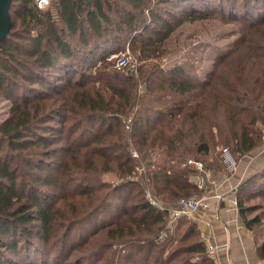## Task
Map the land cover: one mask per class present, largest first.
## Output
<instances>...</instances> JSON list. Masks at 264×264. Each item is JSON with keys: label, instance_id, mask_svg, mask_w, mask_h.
<instances>
[{"label": "trees", "instance_id": "obj_1", "mask_svg": "<svg viewBox=\"0 0 264 264\" xmlns=\"http://www.w3.org/2000/svg\"><path fill=\"white\" fill-rule=\"evenodd\" d=\"M239 1L51 0L42 10L13 0L0 43V97L11 102L0 124V264H39L31 252L49 251L59 233L57 257L100 243L76 264L97 263L111 248V264H216L196 221L173 223L146 193L166 207L202 195L190 155L224 145L240 158L263 143L264 0ZM218 12L240 25L215 70L203 79L187 64L165 68L182 49L175 33ZM127 48L145 61L137 73L108 59ZM107 173L124 183H103ZM246 187L264 196V170L236 190L244 225L262 234ZM89 223L91 235L77 237ZM258 252L264 260V242Z\"/></svg>", "mask_w": 264, "mask_h": 264}, {"label": "rangeland", "instance_id": "obj_2", "mask_svg": "<svg viewBox=\"0 0 264 264\" xmlns=\"http://www.w3.org/2000/svg\"><path fill=\"white\" fill-rule=\"evenodd\" d=\"M243 2L242 0L239 1ZM219 6V5H217ZM239 8H241V5H238ZM170 8V7H168ZM172 11L173 9L170 8ZM175 12V10L173 11ZM238 23L234 24L228 21V18L224 19L221 18V14L219 12L214 15V20H206L202 19L201 21L186 24L182 28H180L174 35V37L179 41V44L181 46V50L172 56L165 57L163 66L165 68L171 67L175 64H187V68H190L192 72L195 74H201V77L205 79L207 77L208 72L214 71L215 67L218 65L217 61L219 58L226 57L227 53L233 48V45L238 38L237 35H231L234 28H239ZM123 51H116L115 54H112L109 56L108 59H110L112 56H118L120 53L125 52ZM131 54L138 60L139 67L145 62L138 58V55L134 50L130 49ZM127 74V72L125 71ZM11 108V102L8 100H5L4 98L0 97V124L9 116V111ZM213 134L216 137L217 140V131L214 129ZM218 141V140H217ZM263 143L260 147L252 151L250 154L237 158L238 156L234 155V152L232 149L233 147L229 148L228 146L219 145L215 146L213 145L211 147V154L209 157L204 156H196V154H192L189 156V162L194 161L197 163H202L205 167L209 164H222L223 171L220 173L214 174L213 172L210 173V178H214L215 176H223L225 179L230 177L231 180L236 179L237 175V165L236 164H252L251 166H255L254 168H251V170L242 176L240 178V181L235 182L232 186L231 192L233 193V197L236 200V190L251 176H254L256 172L263 171L264 170V137H263ZM133 152L138 153L136 149H133ZM153 160L157 162V164H163L164 161H166V157L164 154H156L153 157ZM214 162V163H213ZM206 164V165H205ZM207 169V168H206ZM205 169V170H206ZM208 170V169H207ZM200 174L202 177H196L193 181L199 185L200 183H203L205 179V175L203 173H196ZM195 175V174H194ZM139 180V178H137ZM121 178H117V176L113 173H107L104 174L102 177V182L106 183L108 185H118L123 182ZM226 182V180L222 181L221 184L223 185ZM232 183V182H231ZM258 190V189H257ZM251 191L252 189H248L246 187L245 192L243 193V200L244 197H251V199L244 200V204L247 206L254 207V210L250 212L249 218H255L257 216L264 217V196H259L258 193H255L253 195ZM137 191H135L136 194ZM256 192V190H255ZM259 192V190H258ZM129 194V193H128ZM151 194V193H150ZM147 195V193H146ZM126 196V195H125ZM132 196V194L130 195ZM200 196V195H196ZM126 199V198H125ZM118 202H125L123 199L120 201L118 198H116L115 203ZM237 202V200H236ZM132 204V202H129V205ZM127 205V204H126ZM114 208V207H113ZM112 207L110 209L113 210ZM236 208L239 212L238 206L236 205ZM63 212H66L67 210L65 208H62ZM107 220V219H106ZM103 217L99 218V222L105 225L107 222ZM194 221V220H193ZM99 223V224H100ZM187 225V224H186ZM185 225V226H186ZM196 225L199 229L200 234L202 235V240L204 238V235L202 233L201 228H199L198 223L196 222ZM168 227H170V222L168 224ZM260 228V226H258ZM188 226L184 228L187 229ZM264 228V227H263ZM95 229L93 224H87L84 227H81L76 230V236H85L89 233L91 235L92 231ZM259 230V229H258ZM261 232V231H260ZM163 235V233H161ZM253 234V233H251ZM254 235V234H253ZM260 235V236H258ZM256 236L257 241L262 244L264 241V233L258 234ZM62 234L59 233V235L54 239L53 245H51L49 251H33L31 252V258L32 260L39 262V264H76L77 258H81L83 256L88 255L91 250L96 248L100 243H97L95 247L88 248L87 251H71L69 253V250L64 253L61 252L60 255L57 257V249H55L56 243L61 239ZM102 240V236L100 235V238ZM196 237H192L191 240H195ZM100 241V240H99ZM78 244V243H77ZM75 244V245H77ZM64 253V254H63ZM114 249H109L106 251V254L102 255V258L97 263L95 262V259L88 261L87 263L82 264H111L110 260L113 258L114 255ZM13 256V255H12ZM18 258V257H17ZM67 258V259H66ZM66 259V260H65ZM20 260V259H19ZM39 260V261H38ZM22 264H28L27 262H24Z\"/></svg>", "mask_w": 264, "mask_h": 264}, {"label": "crops", "instance_id": "obj_3", "mask_svg": "<svg viewBox=\"0 0 264 264\" xmlns=\"http://www.w3.org/2000/svg\"><path fill=\"white\" fill-rule=\"evenodd\" d=\"M236 165L237 175L235 180H231L232 183L229 181V175L226 179L223 176L211 179L212 171L207 170L203 173L206 177L202 187H199L207 196V204L194 220L201 228L207 246L216 247L211 254L216 264H258L261 261L258 252L261 244L257 241L255 233L244 225L231 192L234 183L240 181V178L255 166ZM196 177L193 175L192 179ZM224 180L226 182L222 185L221 182Z\"/></svg>", "mask_w": 264, "mask_h": 264}, {"label": "built area", "instance_id": "obj_4", "mask_svg": "<svg viewBox=\"0 0 264 264\" xmlns=\"http://www.w3.org/2000/svg\"><path fill=\"white\" fill-rule=\"evenodd\" d=\"M37 6L39 9H46L50 6L51 0H36ZM115 58V67L118 70L126 71L127 74H133L138 72L139 62L138 60L131 54L129 48L126 49L125 52L120 53L118 56H112L110 59ZM129 128V127H128ZM133 156L138 158V154L133 152ZM189 165L196 171V173H206L207 169L202 163H197L194 161H190ZM206 169V170H205ZM144 170V167H137V173L141 174ZM136 174V173H135ZM197 177H201L200 174H195ZM128 178V180L136 179ZM202 178V177H201ZM194 179V178H193ZM195 180V179H194ZM203 183H200L199 186L202 187ZM147 198L156 206H159L161 210L167 211L169 213L171 221L177 222L179 219L183 217L193 218L197 216V214L202 210L204 206H206L207 196L202 194L200 196H194L186 199H182L176 206L166 207L162 203H159L155 199H153L150 192L147 193ZM237 205V202H235ZM216 250V247L210 245L208 246V251L210 254H213ZM258 264H264V260H261Z\"/></svg>", "mask_w": 264, "mask_h": 264}, {"label": "water", "instance_id": "obj_5", "mask_svg": "<svg viewBox=\"0 0 264 264\" xmlns=\"http://www.w3.org/2000/svg\"><path fill=\"white\" fill-rule=\"evenodd\" d=\"M13 0H0V43L3 42L11 32L12 17L11 6Z\"/></svg>", "mask_w": 264, "mask_h": 264}]
</instances>
